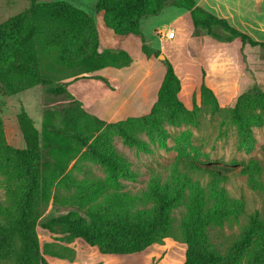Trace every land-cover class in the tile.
Listing matches in <instances>:
<instances>
[{"label": "rangeland", "instance_id": "374dc122", "mask_svg": "<svg viewBox=\"0 0 264 264\" xmlns=\"http://www.w3.org/2000/svg\"><path fill=\"white\" fill-rule=\"evenodd\" d=\"M63 1L92 15L95 22L98 21L97 32L81 40L74 51L67 53L62 64L56 62V50L43 51L41 55L46 64L43 72L50 78L48 82L10 94L0 81V117L5 141L15 148L25 147L17 119V112L24 107L44 139L41 168L59 171L66 165L70 169L78 163L74 173L80 178L107 175L109 171L104 163L81 155L88 147L81 144L79 136L87 137L89 143L108 123L148 114L158 102L167 68L165 58H168L181 79L180 99L189 109L195 108L194 102L197 103L198 122L178 123L166 118L153 137L142 132L141 137L148 142L150 151L126 144L123 136L116 132L104 137L103 142L114 145L130 161L136 178L120 177L119 180L132 193L146 189L153 173L168 174L179 157L219 171H232L223 184L232 199L243 201L244 211L221 225L208 227L204 242L208 252L227 257L244 238L251 216L258 213L264 220V111L245 109L250 119L242 129L231 112L243 91L264 92V48L242 42L239 37L229 41L214 37L193 25L188 26L185 33L188 9L173 0H168L158 14L141 17V33H133L136 35L133 37L124 36L107 25L104 16L98 14L97 0ZM196 3L226 17L254 39L264 40V0H196ZM29 4L30 0H0V23L23 12ZM178 14L182 15L177 18ZM213 29L223 37L230 34L219 24H214ZM172 30L175 31L173 37L169 36ZM104 48L126 51L129 58L119 56L117 61L122 65H109L91 72L85 71L87 64L74 63L80 55ZM161 54L165 58H161ZM203 79L218 92L215 93L221 110L214 114L210 105L201 102ZM219 95L227 96L220 100ZM255 114L261 116V123L256 122ZM79 129L81 133H78ZM8 176L0 166V202L4 204L11 203L6 184ZM199 178L203 183L208 180L207 176ZM13 180L18 178L13 177ZM73 210L84 214L76 205H54L51 199L36 224L40 245L56 242L59 246H69L74 250V256L65 258L74 260L79 251V264H101L98 258L101 252L96 246L81 238L66 242L61 226H57L54 235L59 239H55L49 229L42 226L50 218ZM179 212H175L176 224L181 216ZM7 219L6 214H1L0 225L6 224ZM162 245L161 252L150 264H179L186 254L187 243L181 236L166 237ZM234 264L258 263L247 259Z\"/></svg>", "mask_w": 264, "mask_h": 264}, {"label": "trees", "instance_id": "16d2710c", "mask_svg": "<svg viewBox=\"0 0 264 264\" xmlns=\"http://www.w3.org/2000/svg\"><path fill=\"white\" fill-rule=\"evenodd\" d=\"M167 1L97 0L96 8L104 11L105 22L116 32L139 34L141 17L158 14ZM173 1L190 10L195 29H205L207 34L228 41L239 37L242 42L264 48V40L254 39L226 17L198 5L196 0ZM214 24L221 25L230 34L220 36L214 31ZM96 32L94 17L67 1L30 0L23 12L0 23V81L6 92L14 94L48 82L50 78L43 72L46 66L43 51L56 50V62L62 64L68 52ZM142 47L148 50L144 44ZM119 56L129 58L126 51L93 49L80 55L74 63L87 64L85 71L91 72L109 65H122L117 61ZM165 64L158 102L148 114L108 123L89 143L87 137L79 136L81 144L88 147L81 155L104 163L108 169L109 173L103 177H78L74 173L78 163L59 171L41 168L44 139L29 112L24 107L17 112L25 141L23 148H15L5 141L0 117V166L9 175L6 184L11 196L10 204L0 202V215L8 216L7 223L0 225V264H49L45 255L73 258L74 250L69 246H59L56 242L40 245L36 224L51 199L54 205H76L84 213L73 210L43 222L42 226L55 239H59L54 234L57 226H61L66 242L81 238L102 253H133L153 243H162L166 237L181 236L187 243L183 264H234L247 259L264 263V220L258 213L251 216L244 238L227 257L208 252L204 247L208 227L221 225L244 211L243 201L232 199L223 184L232 171H219L179 157L168 174L153 173L148 187L140 193H132L119 180L120 177L135 179L136 172L123 153L103 142L108 134L119 133L126 144L150 151L148 142L141 137L142 132L153 137L166 118L178 123L198 122L197 103L194 102L193 109L184 104L179 97L181 79L168 58ZM200 97L204 105H210L213 114L221 110L216 93L205 79L200 85ZM257 108L264 111V92L254 94L247 89L239 94L231 112L241 129L250 119L245 109ZM254 118L261 123L259 114ZM81 132L79 129L78 133ZM199 176H207L208 180L203 183ZM254 178L252 175V182ZM176 210L181 214L177 224Z\"/></svg>", "mask_w": 264, "mask_h": 264}, {"label": "crops", "instance_id": "0c3cea01", "mask_svg": "<svg viewBox=\"0 0 264 264\" xmlns=\"http://www.w3.org/2000/svg\"><path fill=\"white\" fill-rule=\"evenodd\" d=\"M187 13H188V18L186 20L185 27L177 19L182 14H178L177 18H176V21L179 23V25L180 26L182 25L185 28V33L187 31L186 28L188 26L193 25V22H191L192 18H191L190 10H188ZM98 14H101L102 16H104V11H99ZM96 24L98 27V21L97 20H96ZM134 34H136V33H134ZM124 36L133 37L136 35H133V33H127V34H124ZM215 92L218 94L217 91H215ZM226 96L227 95H224V96L219 95V99L224 100L226 98ZM161 246H163L162 243H153L150 246H148L146 249H144L142 251L133 252V253H102L101 252V254L98 255V258L100 259L101 264H150L153 261L154 257H156L158 255V253L161 252V250H162ZM183 249H184V247H183ZM79 256H80L79 251H77V258H75L74 260H70V259H67L64 257L45 255L49 264H79ZM163 261H164V259H163ZM184 261H185V256L182 258V260L180 261L179 264H183Z\"/></svg>", "mask_w": 264, "mask_h": 264}, {"label": "built area", "instance_id": "2783aa9c", "mask_svg": "<svg viewBox=\"0 0 264 264\" xmlns=\"http://www.w3.org/2000/svg\"><path fill=\"white\" fill-rule=\"evenodd\" d=\"M174 34H175V31H174V30H172V31H170V33H169V36L173 37V36H174Z\"/></svg>", "mask_w": 264, "mask_h": 264}, {"label": "water", "instance_id": "95a60500", "mask_svg": "<svg viewBox=\"0 0 264 264\" xmlns=\"http://www.w3.org/2000/svg\"><path fill=\"white\" fill-rule=\"evenodd\" d=\"M160 57H161V58H165V55H164V54H161Z\"/></svg>", "mask_w": 264, "mask_h": 264}]
</instances>
